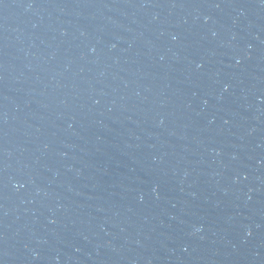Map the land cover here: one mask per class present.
I'll list each match as a JSON object with an SVG mask.
<instances>
[{
    "label": "water",
    "instance_id": "water-1",
    "mask_svg": "<svg viewBox=\"0 0 264 264\" xmlns=\"http://www.w3.org/2000/svg\"><path fill=\"white\" fill-rule=\"evenodd\" d=\"M0 264H264V0H0Z\"/></svg>",
    "mask_w": 264,
    "mask_h": 264
}]
</instances>
